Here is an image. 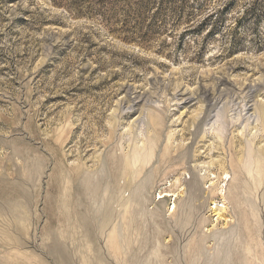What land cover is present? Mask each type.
Here are the masks:
<instances>
[{"label":"rangeland","instance_id":"1","mask_svg":"<svg viewBox=\"0 0 264 264\" xmlns=\"http://www.w3.org/2000/svg\"><path fill=\"white\" fill-rule=\"evenodd\" d=\"M0 264H264V0H0Z\"/></svg>","mask_w":264,"mask_h":264},{"label":"bare ground","instance_id":"2","mask_svg":"<svg viewBox=\"0 0 264 264\" xmlns=\"http://www.w3.org/2000/svg\"><path fill=\"white\" fill-rule=\"evenodd\" d=\"M181 190H182V188L178 189L176 192H170L169 193V196L173 197V199L170 201V203L168 205V211L172 212L174 210V208H175L174 199H175V197H177L180 194ZM164 196H166V195H164ZM215 208H216L215 213H214V211H212V215H214L213 217H216V219L221 218V219L225 220V217L223 215L225 213V204H224V202L223 203H221V202L220 203L219 202L212 203L211 209L214 210Z\"/></svg>","mask_w":264,"mask_h":264}]
</instances>
